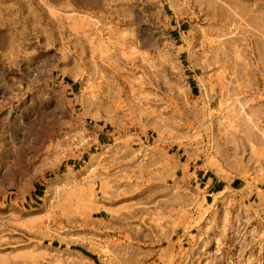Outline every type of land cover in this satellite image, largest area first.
Segmentation results:
<instances>
[{"label": "rangeland", "instance_id": "obj_1", "mask_svg": "<svg viewBox=\"0 0 264 264\" xmlns=\"http://www.w3.org/2000/svg\"><path fill=\"white\" fill-rule=\"evenodd\" d=\"M86 262L264 264V0H0V264Z\"/></svg>", "mask_w": 264, "mask_h": 264}, {"label": "crops", "instance_id": "obj_2", "mask_svg": "<svg viewBox=\"0 0 264 264\" xmlns=\"http://www.w3.org/2000/svg\"><path fill=\"white\" fill-rule=\"evenodd\" d=\"M189 175H190V178H192V176H191L192 174L189 173ZM204 175L205 174H202L201 175V178H204ZM186 177H188V176H186ZM209 180L212 181V179H210L209 177H207L206 178V182H205L206 185L212 184V188L214 189L213 183L212 182L210 183ZM229 185H230L231 189H234L235 190L237 188V186L239 185V182H237V181L234 180V181H231ZM215 187L218 188L217 189V192H220L221 190L225 189L227 186L225 184H223V181L220 182V180H216L215 181ZM85 264H88V262H86Z\"/></svg>", "mask_w": 264, "mask_h": 264}]
</instances>
